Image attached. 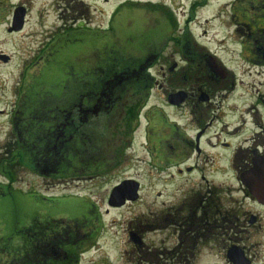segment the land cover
Here are the masks:
<instances>
[{
	"label": "rangeland",
	"instance_id": "1",
	"mask_svg": "<svg viewBox=\"0 0 264 264\" xmlns=\"http://www.w3.org/2000/svg\"><path fill=\"white\" fill-rule=\"evenodd\" d=\"M70 2L0 0V107L11 112L16 100H22L27 110L25 117L36 119V122L30 123L29 134H33L29 135L31 142L34 136L32 128L39 132L42 130L39 122L51 120L50 115L43 111L44 105L56 107V119L52 117L53 121L58 120V111L62 108L64 115L71 120L80 117L79 105L82 102L79 96L86 94L87 85L84 80L90 71L96 70V77L102 73L111 75L110 78L119 77L117 80L121 79L127 84L120 94L126 92V95L115 109L100 111L97 120L104 121L106 125L95 124V129H92L94 138L76 135L74 132L77 129L74 126H70L72 131L67 130L66 134L64 129L56 128V132L62 136V145L65 143L66 147L58 144L59 150L56 152L59 161L54 162L57 160L56 155L50 161L55 165L59 163L60 177L51 175V170H46V174L36 172L41 169L43 171L42 166H35L34 169L30 167L23 177L24 169L20 168L21 171L16 173L21 179L12 185V190L22 191L23 195L20 194V198L0 199V264L7 260L15 261V252L14 257L5 252L12 251V245L17 244V239L14 238L12 242L10 238L23 222L26 228L30 227L29 236L25 238V243H29V264H56L57 260L61 264L66 260L65 264H133L123 257L124 250H132L127 235L129 223L143 217L149 219L156 192L162 193V198L157 200L161 203L166 200L168 190L171 189V184L166 181L170 171L165 170V166L159 165V170L154 171L159 176L158 180L152 179L151 172L155 167L146 128L149 127L147 118L152 115L150 111L154 108L163 111L166 116L173 115L166 107L164 97L156 91L148 99L143 98V93L137 98L136 94L132 95L131 89L144 83L140 81L144 80L143 75H133L129 80L122 79L121 75L123 71L131 72L137 68L140 62L154 52H162V58L172 53L176 46L174 40L183 34V24L187 17L183 15L186 7L182 6L186 5L183 0H88L91 6L85 21L81 22L71 17ZM152 2L158 5L153 7ZM21 4L30 8L25 25L22 30L9 33L15 8ZM210 10H200L201 20L206 14L210 15ZM201 30L196 29V34H200ZM119 55H122L121 60ZM6 56L8 60H5ZM174 57L177 59V56ZM109 61L113 62L110 68L106 67ZM162 61L159 60L158 65L151 69L155 76L161 74ZM41 80L45 83L42 87ZM64 80L66 90L60 97H56ZM53 85H58L53 89L56 93L41 100L40 110L35 108L30 111L29 105L38 97L37 91H43L44 88L48 90ZM130 116H133L135 128L131 144L127 139L131 137L129 134L132 127L126 124V118ZM81 117L83 121L80 132H90L86 118L84 115ZM5 118L0 117V141L10 130V124L5 122ZM258 123L264 127L263 114ZM161 132L157 130L156 137L160 138ZM48 136L47 132L45 137ZM46 140L51 141L49 138ZM46 147L43 144L42 148ZM63 147L64 150H61ZM212 152L220 160L221 172L217 181L221 185L222 195L227 196L230 192L241 205L244 203L243 210L248 208L254 213L259 211L262 216L260 222L250 229L247 245L252 263L264 264V209L257 208L248 199L244 200L241 183L226 164L229 151ZM128 180L137 181L141 185L138 192L140 201L124 204V207L110 206L108 200L113 188ZM73 234L79 235V242L86 250L78 256L77 262L75 257L66 258L60 250L71 246L59 244L60 241L63 243L70 240ZM2 244H6L5 247ZM39 251H44L45 256L39 254ZM200 264L229 262L222 252L221 257L213 260L207 257Z\"/></svg>",
	"mask_w": 264,
	"mask_h": 264
},
{
	"label": "flooded vegetation",
	"instance_id": "2",
	"mask_svg": "<svg viewBox=\"0 0 264 264\" xmlns=\"http://www.w3.org/2000/svg\"><path fill=\"white\" fill-rule=\"evenodd\" d=\"M183 3L186 5L182 6L186 7L183 15L187 18L183 34L174 40L176 46L172 53L162 58V52H154L137 68L131 72L123 71L121 75L125 80L133 75H143L144 80L140 81L144 83L133 87L132 95L136 94L137 98L143 93L144 99H148L156 91L164 97L166 107L173 115L166 116L154 108L150 111L152 115L146 117L149 124L147 138L155 167L151 172L152 179L157 181L159 176L154 171L159 170V165L165 166V170L170 171L166 181L171 184V189L161 203L157 200L162 198V193L156 192L149 219L143 217L129 223L127 235L132 250H124L123 257L133 264H200L204 258L213 260L224 252L227 262L234 264L229 252L236 248L253 264L247 241L250 229L260 222L262 216L259 211L243 210L244 203L241 205L230 192L227 196L222 195L217 181L221 172L220 160L212 151H229L226 164L240 181L244 200L248 199L257 208L264 209V204L250 193L240 177L255 160L264 161V127L258 123L264 115V0H183ZM152 4L153 7L158 5ZM69 5L71 17L85 21L91 6L88 0H71ZM25 8L28 14L30 8ZM200 10H210L211 13L201 20ZM196 29H202L200 34H196ZM159 60H163L161 74L155 76L151 69L158 65ZM96 74V70L88 72L84 80L86 94L79 96L82 102L79 105L80 117L70 121L77 129L74 133L86 138H94L92 129H95V124L106 125L104 121L97 120L100 111L115 109L126 95V92L120 94L127 84L117 80L119 77L107 78V73L96 77ZM16 101L11 112L0 107V117L6 116L5 122L10 124L9 132L0 141V199L23 195L22 191L12 190V185L21 179L16 174L20 168L24 169L22 177L26 170L35 166L44 167L43 171L36 172L46 174V170H51V175L61 176L59 163L55 165L50 161L55 155L57 160L54 162L59 161L56 151L59 150L58 144L62 145V136L56 132L58 120L48 122L50 129L55 128L51 135L53 138H49L51 141L45 139L41 143L30 144V120L25 117L27 110L20 98ZM44 110L50 116L54 114L56 119V107L47 106ZM81 115L86 118L90 132H80ZM132 118H126V124L132 127L131 137L127 139L129 144L133 142L135 131ZM157 130H162L160 138L156 137ZM43 144L48 151L31 155L30 146L38 151ZM137 199H126L125 204L139 202L140 196ZM24 223L10 238L12 242L17 239L15 247L12 245V251L9 250L12 254L5 252L15 256V261L7 260L4 264H29V243H25V238L29 236L30 227L26 228ZM70 238L59 244L71 247L60 250L66 258L75 257L77 262L86 250L79 242V235L73 234ZM2 245L5 247L6 244ZM13 252L21 254L13 256ZM42 256H45L44 251ZM56 264L61 262L57 260Z\"/></svg>",
	"mask_w": 264,
	"mask_h": 264
},
{
	"label": "water",
	"instance_id": "3",
	"mask_svg": "<svg viewBox=\"0 0 264 264\" xmlns=\"http://www.w3.org/2000/svg\"><path fill=\"white\" fill-rule=\"evenodd\" d=\"M27 10L24 6L15 8L12 24L8 29L9 33L17 32L23 29L26 21ZM5 60H8L6 56ZM144 98V97H143ZM66 112V111H65ZM58 122L65 121V124L60 129L70 131L71 119L64 115L63 108L58 111ZM56 115V111H55ZM60 125V124H59ZM57 128V127H56ZM64 134V135H65ZM83 144V141H82ZM243 184L249 189L250 193L262 204H264V161L257 159L251 168L245 171L241 176ZM140 184L133 180L124 181L113 188L110 198L108 200L110 206H123L126 199L136 200L138 197ZM229 258L234 264H251V262L244 257L239 249L233 248L230 252Z\"/></svg>",
	"mask_w": 264,
	"mask_h": 264
},
{
	"label": "trees",
	"instance_id": "4",
	"mask_svg": "<svg viewBox=\"0 0 264 264\" xmlns=\"http://www.w3.org/2000/svg\"><path fill=\"white\" fill-rule=\"evenodd\" d=\"M166 13H169V12H166ZM170 22H172V20L170 21ZM121 58H122V55H119V59L121 60ZM109 64H108V67L110 68V67H112L111 66V64H113V62H111V61H109L108 62ZM105 77H107V78H109V77H111V75H108V76H105ZM37 82H39V80L37 81ZM40 84H41V87L43 86V84H45L44 83V80H41V82H40ZM53 83H51V85H52ZM58 85H53V86H51V87H49V89L48 90H46L45 88H44V90L42 91V90H38L37 92H38V97L35 99V100H32L31 101V103H30V105H29V109H30V111H32L33 109H35V108H37V109H41L42 108V106H41V100H43V98L45 99V98H47L48 96H50V94H53V93H56V91H54L53 89H56V87H57ZM40 88V87H39ZM38 88V89H39ZM64 90H66L65 89V80L64 81H62V84H61V89L60 90H58L59 92L58 93H56L55 94V96L56 97H60V95L64 92ZM46 101V100H45ZM44 101V102H45ZM44 109H45V105H44V108H43V111H44ZM61 110H59V112H60ZM54 115V114H53ZM49 116V118H52V117H54V116ZM30 120V123L32 122V123H34V122H36V119H34V118H30L29 119ZM40 121V120H39ZM38 121V122H39ZM50 120H42L41 122H39L40 123V126H41V131H39V132H37L36 131V129H34V128H32L33 129V132H34V136H32L31 138H32V140H31V142H30V144H36V143H41V142H43L46 138H53V136H51L52 134H53V132H55V128L54 129H50L51 128V125H50V123H48ZM51 121H52V119H51ZM37 122V123H38ZM53 123V122H52ZM60 124V125H59ZM65 124V121L63 122V121H60L59 123H58V126H60V128H62V126ZM37 125V124H36ZM47 132H48V134H49V136L48 137H44L43 138V136L45 135L46 136V134H47ZM30 135V134H29ZM31 135H33V134H31ZM30 135V136H31ZM63 140H66V139H63ZM61 142V141H60ZM62 143V142H61ZM38 145H36V147H37ZM61 146H65L66 147V145H65V143H63V145H61ZM65 147H63V148H61V150H64V148ZM29 150H30V153H31V155H35L37 152H39L40 151V153L41 154H43L44 153V151H48V148L46 147V148H42L41 150H38L37 151V149H34L32 146H30V148H29ZM66 154H67V152H66ZM67 158H70V156H67Z\"/></svg>",
	"mask_w": 264,
	"mask_h": 264
}]
</instances>
